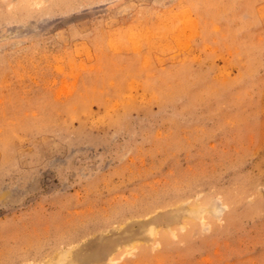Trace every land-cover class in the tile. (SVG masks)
<instances>
[{
  "label": "rangeland",
  "instance_id": "1",
  "mask_svg": "<svg viewBox=\"0 0 264 264\" xmlns=\"http://www.w3.org/2000/svg\"><path fill=\"white\" fill-rule=\"evenodd\" d=\"M62 263L264 264V0H0V264Z\"/></svg>",
  "mask_w": 264,
  "mask_h": 264
},
{
  "label": "bare ground",
  "instance_id": "2",
  "mask_svg": "<svg viewBox=\"0 0 264 264\" xmlns=\"http://www.w3.org/2000/svg\"><path fill=\"white\" fill-rule=\"evenodd\" d=\"M205 16H206V15H205ZM180 56H181V55H180ZM72 255H74V254H72ZM71 259H72V258H71ZM71 259H70V260H71ZM68 260H69V259H68ZM62 264H63V263H62Z\"/></svg>",
  "mask_w": 264,
  "mask_h": 264
}]
</instances>
